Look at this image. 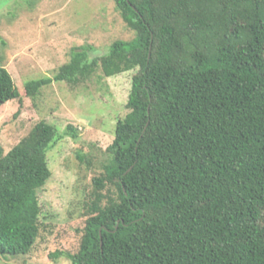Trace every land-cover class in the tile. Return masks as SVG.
<instances>
[{"label":"trees","instance_id":"16d2710c","mask_svg":"<svg viewBox=\"0 0 264 264\" xmlns=\"http://www.w3.org/2000/svg\"><path fill=\"white\" fill-rule=\"evenodd\" d=\"M116 4L134 39L104 53L75 50L54 78L26 84L36 99L54 82L78 85L98 70L110 78L139 69L130 112L85 201L72 264H264V0ZM20 98L0 67V107ZM66 134L79 135L73 126ZM60 139L41 121L2 152L0 258L35 246L39 192Z\"/></svg>","mask_w":264,"mask_h":264},{"label":"rangeland","instance_id":"374dc122","mask_svg":"<svg viewBox=\"0 0 264 264\" xmlns=\"http://www.w3.org/2000/svg\"><path fill=\"white\" fill-rule=\"evenodd\" d=\"M135 36L116 0H0V67L10 72L21 94L0 107V157L41 121L62 135L48 154L52 177L39 192L40 236L28 255L0 258V264H72L68 253L81 244L85 201L93 179L104 171L119 120L130 112L139 69L110 78L98 70L78 85L54 82L36 99L27 95L26 84L54 78L75 50L104 53L115 41ZM69 126L78 130V138L66 134ZM78 153L87 156L85 162Z\"/></svg>","mask_w":264,"mask_h":264},{"label":"water","instance_id":"95a60500","mask_svg":"<svg viewBox=\"0 0 264 264\" xmlns=\"http://www.w3.org/2000/svg\"><path fill=\"white\" fill-rule=\"evenodd\" d=\"M101 232H102V230H101ZM102 238V237H101ZM102 245H103V242H102Z\"/></svg>","mask_w":264,"mask_h":264}]
</instances>
